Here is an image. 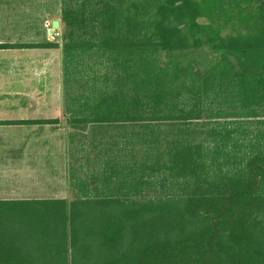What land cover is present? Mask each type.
<instances>
[{
  "label": "trees",
  "instance_id": "obj_1",
  "mask_svg": "<svg viewBox=\"0 0 264 264\" xmlns=\"http://www.w3.org/2000/svg\"><path fill=\"white\" fill-rule=\"evenodd\" d=\"M60 9L69 142L92 171L70 201H0V264H264V0ZM36 47L59 46L0 44Z\"/></svg>",
  "mask_w": 264,
  "mask_h": 264
},
{
  "label": "rangeland",
  "instance_id": "obj_2",
  "mask_svg": "<svg viewBox=\"0 0 264 264\" xmlns=\"http://www.w3.org/2000/svg\"><path fill=\"white\" fill-rule=\"evenodd\" d=\"M54 20L59 21L57 28L52 27ZM48 29L51 31L48 32ZM61 34L60 0H0V43L58 44L59 46L58 48L18 49L37 52L44 58V65L41 68L29 70V78H33L34 81L16 77L27 73L28 70L24 68L0 70V98L49 101L51 106L38 108L37 116L39 119H57L56 124H38L42 126L28 128V131L14 130L11 134L0 132V145L40 147L45 152L49 150V154L38 156V163L41 164L40 168L43 167V174L46 177L44 180L46 192L42 197L62 198L70 201L75 194L70 177L72 174L76 177H83L92 171V167H87L82 153L75 152L80 140L78 135L75 137V143L69 142L74 131L68 126L63 108ZM186 54L180 61L190 62L195 70H203L210 64L207 50H190ZM81 165H83L82 169H80Z\"/></svg>",
  "mask_w": 264,
  "mask_h": 264
},
{
  "label": "crops",
  "instance_id": "obj_3",
  "mask_svg": "<svg viewBox=\"0 0 264 264\" xmlns=\"http://www.w3.org/2000/svg\"><path fill=\"white\" fill-rule=\"evenodd\" d=\"M18 49L20 48L0 49V70L24 68L28 70L27 73L16 77L34 81L33 78H29V70L41 68L44 65V58L37 52ZM44 106H51V103L28 98H0V132L11 134L14 130L28 131V128L42 126L38 123L19 124L18 122L46 120L37 116L38 108ZM49 153V150L45 152L40 147L0 145V201L53 198L42 197L46 192L44 183L46 177L43 174V167L40 168L41 164L38 163V156Z\"/></svg>",
  "mask_w": 264,
  "mask_h": 264
},
{
  "label": "water",
  "instance_id": "obj_4",
  "mask_svg": "<svg viewBox=\"0 0 264 264\" xmlns=\"http://www.w3.org/2000/svg\"><path fill=\"white\" fill-rule=\"evenodd\" d=\"M59 26V21L58 20H54V21H52V27L53 28H57ZM51 31V29H48V32H50Z\"/></svg>",
  "mask_w": 264,
  "mask_h": 264
}]
</instances>
